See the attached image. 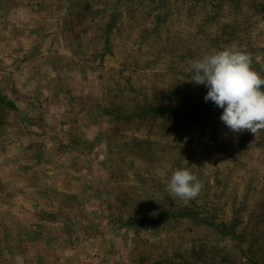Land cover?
Segmentation results:
<instances>
[{
    "label": "rangeland",
    "instance_id": "obj_1",
    "mask_svg": "<svg viewBox=\"0 0 264 264\" xmlns=\"http://www.w3.org/2000/svg\"><path fill=\"white\" fill-rule=\"evenodd\" d=\"M233 46L264 0H0V264H264V130L188 81Z\"/></svg>",
    "mask_w": 264,
    "mask_h": 264
},
{
    "label": "clouds",
    "instance_id": "obj_2",
    "mask_svg": "<svg viewBox=\"0 0 264 264\" xmlns=\"http://www.w3.org/2000/svg\"><path fill=\"white\" fill-rule=\"evenodd\" d=\"M251 54L233 46L191 62L190 82L204 85L205 101L223 109L220 120L234 133L264 130V78L252 68ZM168 191L182 200L195 199L203 182L187 169L171 175Z\"/></svg>",
    "mask_w": 264,
    "mask_h": 264
}]
</instances>
